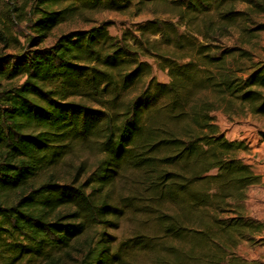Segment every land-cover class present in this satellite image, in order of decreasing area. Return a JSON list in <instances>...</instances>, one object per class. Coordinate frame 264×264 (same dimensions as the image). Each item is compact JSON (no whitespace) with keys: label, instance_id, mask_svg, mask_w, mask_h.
Returning <instances> with one entry per match:
<instances>
[{"label":"trees","instance_id":"1","mask_svg":"<svg viewBox=\"0 0 264 264\" xmlns=\"http://www.w3.org/2000/svg\"><path fill=\"white\" fill-rule=\"evenodd\" d=\"M106 12L152 17L60 31ZM262 16L264 0H0V44L17 50L0 52V264H245L261 176L213 112L264 116L248 49ZM129 216L151 236L116 242Z\"/></svg>","mask_w":264,"mask_h":264},{"label":"rangeland","instance_id":"2","mask_svg":"<svg viewBox=\"0 0 264 264\" xmlns=\"http://www.w3.org/2000/svg\"><path fill=\"white\" fill-rule=\"evenodd\" d=\"M244 7V6H243ZM150 13L141 15L121 14L116 12H106L94 17L95 21L91 24L74 23L63 26L60 31H69L76 28H89L103 20L110 21L109 31L112 35H120L123 30L133 27L135 23L151 19ZM5 24L13 28L15 35L19 38L21 44H25L30 31L23 24L16 20L10 21L8 16L4 17ZM259 21L264 22V16L259 18ZM224 46L230 45L232 39H225ZM251 51L255 62L261 61L264 63V31L260 33L259 38L254 41L248 48ZM0 52L4 55L15 54L16 49L9 47L7 44H0ZM153 65V76L159 82H168L169 77L165 71L157 68L152 59H147ZM213 115L218 123L221 132H223L228 140H243L248 146L247 151L240 152V157L245 161H252V166L257 170L258 162L264 161V116L254 115L249 110L234 111L230 114L224 113L222 110L213 112ZM93 162L94 157L89 158ZM107 233L112 234L117 239L116 242H121L134 234H147L151 236V221L148 224L143 223L140 217L129 216L121 221L118 229H108ZM264 248V242L256 243L242 242L236 249V253L240 256L245 264H259L260 255ZM251 257L253 259H249ZM138 264H151V256L144 252H139L136 255Z\"/></svg>","mask_w":264,"mask_h":264},{"label":"crops","instance_id":"3","mask_svg":"<svg viewBox=\"0 0 264 264\" xmlns=\"http://www.w3.org/2000/svg\"><path fill=\"white\" fill-rule=\"evenodd\" d=\"M248 164L252 166V161H248ZM253 167V166H252ZM254 169V167H253ZM255 173L261 176V183L249 188L247 194V200L245 202L246 215L256 218L264 223V161L258 162L257 170ZM264 242V232L260 236V243ZM259 264H264V248L260 255ZM249 258V257H247ZM253 259V258H249Z\"/></svg>","mask_w":264,"mask_h":264}]
</instances>
